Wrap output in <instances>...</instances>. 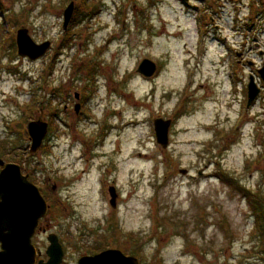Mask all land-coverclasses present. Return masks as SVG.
<instances>
[{
    "label": "rangeland",
    "instance_id": "374dc122",
    "mask_svg": "<svg viewBox=\"0 0 264 264\" xmlns=\"http://www.w3.org/2000/svg\"><path fill=\"white\" fill-rule=\"evenodd\" d=\"M22 28L50 44L35 61L17 53ZM260 52L264 0H0V143L28 150V124L54 112L28 159L59 202L46 199L42 224L66 264L104 249L139 264H264L254 198L236 187L264 194ZM251 76L261 92L248 106ZM157 119L171 120L166 148Z\"/></svg>",
    "mask_w": 264,
    "mask_h": 264
},
{
    "label": "water",
    "instance_id": "95a60500",
    "mask_svg": "<svg viewBox=\"0 0 264 264\" xmlns=\"http://www.w3.org/2000/svg\"><path fill=\"white\" fill-rule=\"evenodd\" d=\"M74 7L70 3L63 11L62 29L65 32L71 20ZM27 30L17 31L16 46L20 57L35 61L42 57L50 47L49 42L37 45L27 35ZM156 71V65L143 60L137 68V72L144 77H151ZM264 81V68L259 71ZM260 89L249 78L247 86L248 106L259 95ZM79 105L75 112H78ZM171 121L157 119L154 122V132L157 144L162 148L168 145V128ZM48 131L46 122H30L27 126L30 154H34L42 145ZM0 264H34L36 251L31 244V238L35 233L39 220L45 217L49 206L41 195L39 189L22 175L20 166L14 163L3 164L0 161ZM186 174V171H181ZM109 205L116 208L115 188L108 189ZM48 247L45 251L47 262L38 264H60L63 250L56 235L47 238ZM77 264H139L137 258L125 256L119 250H105L93 256L81 257Z\"/></svg>",
    "mask_w": 264,
    "mask_h": 264
},
{
    "label": "trees",
    "instance_id": "16d2710c",
    "mask_svg": "<svg viewBox=\"0 0 264 264\" xmlns=\"http://www.w3.org/2000/svg\"><path fill=\"white\" fill-rule=\"evenodd\" d=\"M82 1L85 3V1H87V0H82ZM76 17L77 16L74 15V17L72 19V22H71V25H73L74 18H76ZM70 27H72V26H70ZM248 28H250V27H248ZM68 42H69V40L68 41L67 40L64 41L60 45V48H62V49L67 48L68 47ZM50 104H51V102H50ZM49 116H51V118L48 120V124H49V127L52 128V126H53V118L55 116L54 112L53 111L50 112ZM43 142H42V145H43ZM42 145L40 146V148L37 151L41 150L42 147H44ZM17 151L20 152L19 153V156H20L19 157V162L21 164V167L23 168L22 163L25 162L26 165H28V162L30 161V159H28L30 157L29 155H31L30 152H29V147H28V150H27V147H26V149L24 151H22V149L17 150ZM0 158L5 160V161L14 162V160L16 159L15 158V149L13 148V149L7 150L6 145L0 143ZM32 166H34V165H32ZM33 171L34 170L32 168V172ZM229 181L231 183V180H229ZM33 182H34V180H33ZM34 184H35V182H34ZM233 185H236V184L233 182ZM236 187L243 194L244 198H246L247 200L248 199L250 200L251 198L252 199L254 198V200H252L254 202L250 201L251 204L255 205V206L252 205V212L255 215V226H254L255 229H254V232H259L262 235L264 233V210H263L264 209V194H261V193L252 194V192L250 190L246 189V188H242V187H239V186H236ZM38 188H39V190H40V192L42 194L46 195L45 198L48 200V202L50 203L51 207L52 206L53 207H55V206L57 207L58 206L59 202L54 197V194L52 192V188L49 185H39ZM260 202H262V203L260 204ZM54 210L57 212V209H54ZM90 251H91L90 254H92L93 250H90Z\"/></svg>",
    "mask_w": 264,
    "mask_h": 264
},
{
    "label": "flooded vegetation",
    "instance_id": "af4514ba",
    "mask_svg": "<svg viewBox=\"0 0 264 264\" xmlns=\"http://www.w3.org/2000/svg\"><path fill=\"white\" fill-rule=\"evenodd\" d=\"M183 1V4L185 3H188L189 2V0H182ZM260 53H262V54H264V52H260ZM255 77L258 79V74L257 73H255ZM253 77V76H252ZM15 156L18 158L17 160H15V163L16 164H19L20 165V168H21V173H22V175H25V176H27V179H28V181L30 182V183H32V184H34V182H33V180H34V173L32 172V165H31V163L30 162H28V165H26V163L25 162H23L22 163V166H23V168L21 167V164H20V162H19V154H16L15 153ZM15 157V158H16ZM0 160L3 162V164H7V163H14V162H8V161H5V160H3V159H1L0 158ZM3 167L2 166H0V170L2 169ZM49 183L50 182H48L47 180H45V182L43 183V185H49ZM48 212H49V209H48V211H47V214H48ZM46 221V220H45ZM45 221H43L42 219L41 220H39V222H38V226H37V228H36V230H35V233H34V235L32 236V238H31V244L33 245V247H34V249H35V251H36V255H35V263L34 264H38V262H42V263H46L47 262V257L45 256V251H44V253H42V251L40 250V248H39V246H40V243H35L36 242V240H39V237L42 235V236H44V241H42L43 243H44V245H45V243H46V249H47V247H48V241H47V238L49 237V235H51V234H53V235H56V234H54V233H52L51 232V230H50V224L47 222V223H45V224H42L43 222H45ZM57 238H58V236H57ZM58 241H59V243H60V245H61V247H62V250H63V257H62V261H61V263L60 264H66V260H65V258H66V253L64 252V249H63V244L61 243V241H60V239L58 238ZM105 250V249H104ZM104 250H102V251H104ZM101 251V252H102ZM98 253H100V252H98ZM96 253H94V254H92V255H95ZM124 254V253H123ZM78 261V260H77ZM76 264H77V262H76Z\"/></svg>",
    "mask_w": 264,
    "mask_h": 264
}]
</instances>
